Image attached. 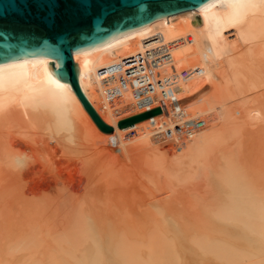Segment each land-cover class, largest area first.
Listing matches in <instances>:
<instances>
[{
    "label": "bare ground",
    "instance_id": "6f19581e",
    "mask_svg": "<svg viewBox=\"0 0 264 264\" xmlns=\"http://www.w3.org/2000/svg\"><path fill=\"white\" fill-rule=\"evenodd\" d=\"M155 35L172 45L173 63L161 75L200 70L144 107L110 67ZM73 60L81 91L112 133L94 123L55 60L0 64V264H264V0H212L73 52ZM205 83L209 90L194 101L118 128ZM186 115L205 116L202 127L167 137L164 128ZM222 121L235 140L213 153ZM113 136L147 195L94 158L90 143ZM178 160L200 171L205 193L181 185L172 173Z\"/></svg>",
    "mask_w": 264,
    "mask_h": 264
},
{
    "label": "water",
    "instance_id": "95a60500",
    "mask_svg": "<svg viewBox=\"0 0 264 264\" xmlns=\"http://www.w3.org/2000/svg\"><path fill=\"white\" fill-rule=\"evenodd\" d=\"M209 1L212 0H0V64L17 58L55 60L60 78L71 84L98 128L110 134L113 127L100 119L79 87L73 52L100 47L168 16L197 11ZM209 88L210 84L205 83L188 96L121 120L117 126L126 128L190 103Z\"/></svg>",
    "mask_w": 264,
    "mask_h": 264
},
{
    "label": "built area",
    "instance_id": "2783aa9c",
    "mask_svg": "<svg viewBox=\"0 0 264 264\" xmlns=\"http://www.w3.org/2000/svg\"><path fill=\"white\" fill-rule=\"evenodd\" d=\"M172 56V45L166 42L162 36L155 35L148 38L142 51L127 57L115 66H111L110 69L116 71L114 74H120L122 86L132 91L142 106L150 107L162 99L174 95V90L181 82L200 70L198 66L183 70L180 73V79L172 77L171 72L161 75L162 68L172 65ZM105 69L103 67L98 73L102 74ZM105 77L111 78L110 75H105ZM201 127V120L188 119L169 124L164 128V132L167 137L176 138L192 134Z\"/></svg>",
    "mask_w": 264,
    "mask_h": 264
},
{
    "label": "rangeland",
    "instance_id": "374dc122",
    "mask_svg": "<svg viewBox=\"0 0 264 264\" xmlns=\"http://www.w3.org/2000/svg\"><path fill=\"white\" fill-rule=\"evenodd\" d=\"M196 62L191 61L189 65L187 66H192L193 64H195ZM193 115H186L184 118L179 119V118H175L174 120L176 121V123L183 121V119L185 118H189L192 117ZM194 117V116H193ZM197 119L200 120H205V116H200L197 117ZM229 121H222V127L221 130H223V134H221L219 136V141L215 144V149L212 150L213 153H215L216 151H218L219 149L222 148V146L219 148L220 145H222V143L226 142L223 146H229L232 141L231 140H235V137L233 136V131L231 129H229L227 127ZM232 125V124H231ZM144 127H142L141 129H143ZM136 130V131H131L127 134H124L123 137H125V135H127L128 139H132L135 138L137 135H139L140 130ZM135 132V133H134ZM110 138H112L110 140ZM127 139V138H126ZM127 139V140H128ZM110 140L106 145H100L97 146L94 141L92 143H90V151L93 153V156L95 158V156L98 158V160H104L105 164L109 165L111 168H113L115 170V175H116V179H121L124 178L125 176H129L130 179H127L128 182V186L133 190V191H137L138 193H141L143 195H147L149 193V186L146 184V181L140 176L139 171L134 172V173H129L128 171L130 170L131 166L128 165V163H124L122 158H119L117 155V150L119 149V144L116 142V137H109ZM111 141H115V143H112ZM106 141H103V143ZM103 161V162H104ZM207 163H210V159H207ZM188 166L190 168V170L188 169ZM200 167L202 166V164L199 165ZM172 167L174 168V171L172 173L177 174L182 181L181 185L187 184L189 182H193V184H195L197 187L201 188V190L204 191V193L207 191V184H206V180L204 179V177L202 175H200V171L198 173H195L197 171V168L194 170V172H190L191 168L190 164L187 165H180L179 160L177 161V163L173 164ZM189 170V171H188ZM127 171V172H126ZM122 180V179H121ZM136 185V186H133ZM152 190V189H150ZM153 191V190H152ZM160 192L161 191H154L153 193L156 196H160ZM163 193V192H162Z\"/></svg>",
    "mask_w": 264,
    "mask_h": 264
}]
</instances>
